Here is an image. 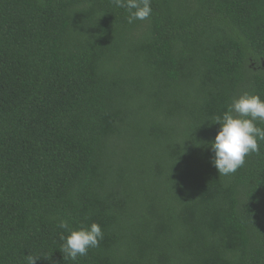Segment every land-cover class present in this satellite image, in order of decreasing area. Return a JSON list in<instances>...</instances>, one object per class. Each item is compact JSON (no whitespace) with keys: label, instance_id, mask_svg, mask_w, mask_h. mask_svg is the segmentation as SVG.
Here are the masks:
<instances>
[{"label":"trees","instance_id":"16d2710c","mask_svg":"<svg viewBox=\"0 0 264 264\" xmlns=\"http://www.w3.org/2000/svg\"><path fill=\"white\" fill-rule=\"evenodd\" d=\"M151 7L0 0V264H264V142L229 176L210 148L264 99V0ZM59 219L104 238L72 260Z\"/></svg>","mask_w":264,"mask_h":264},{"label":"clouds","instance_id":"9594fccd","mask_svg":"<svg viewBox=\"0 0 264 264\" xmlns=\"http://www.w3.org/2000/svg\"><path fill=\"white\" fill-rule=\"evenodd\" d=\"M152 0H112L117 8L127 11V21L132 24L150 17ZM219 130L210 148L213 153L211 163L220 176H229L241 168L246 157L260 150L264 142V99L260 95L243 93L233 97L226 110L214 118ZM58 228L68 233L62 235L60 250L64 256L76 260L88 254L89 249L97 248L104 238V231L98 222L72 228L66 219L57 221ZM39 257L29 254L23 264H36Z\"/></svg>","mask_w":264,"mask_h":264}]
</instances>
